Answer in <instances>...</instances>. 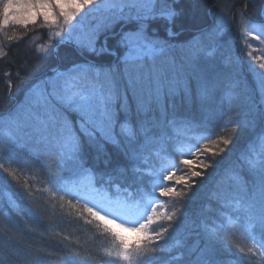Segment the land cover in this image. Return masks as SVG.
<instances>
[{"label": "snow or ice", "instance_id": "snow-or-ice-1", "mask_svg": "<svg viewBox=\"0 0 264 264\" xmlns=\"http://www.w3.org/2000/svg\"><path fill=\"white\" fill-rule=\"evenodd\" d=\"M180 3L181 0H0V28L10 24L27 26L29 22L35 23L34 17L42 15L46 24L59 26L62 22L67 26L66 31L55 33L60 37L58 45H66L74 52L116 57L114 63L101 65L71 61L66 71H56L42 81L29 119L23 124L17 122L16 132L27 127L37 144L53 149L55 168L50 169L51 181L58 190H63L68 182L88 178L87 190L78 194V198L84 200L86 207L92 205L87 212L103 222L106 232L119 242L123 251L118 255L127 264H157L154 254L168 250L160 241L167 240L170 230L175 231L176 222L184 213L171 211L167 216L158 213L156 189L160 197L175 195L183 199L188 195L196 183L194 180L179 192L174 185L165 183L173 180V168L189 164V160L180 157L197 160L201 156L210 157L208 163L199 160L201 170H192L188 176V179L201 177L203 184L207 169L216 172L221 165L216 157L233 143L223 139L225 148L219 151L205 147L216 143L219 136L212 132L206 118L198 119L190 113L199 109L201 114H210L218 97L227 102L228 110L242 108L246 102L235 91L239 83L236 69L228 70L213 63L212 51L206 45L208 38L223 35L214 9H219L221 16L227 13L216 3L202 8V0H190L192 7L187 11L176 7ZM247 7L245 4L244 9ZM186 15L188 23L178 24ZM235 17L245 34L258 31V40L264 36V20L259 25L253 23L243 9L237 10ZM182 34H186L180 44L185 55L177 64L171 53L176 47L173 41ZM110 35L114 38L111 46ZM258 68L264 70V63ZM252 71L256 72L261 94L257 116L229 123L254 128L258 119L262 130L229 167L218 173L209 198L223 209L243 214L242 227L250 243L247 249L236 247L249 264H257L253 257L264 264V71H257L255 66ZM69 111L76 116L74 122L61 118L62 112ZM177 127L182 130L179 135L171 131ZM16 132L8 135L9 153L10 145L16 143ZM157 143L161 149L154 154L163 160L161 151L166 154L170 151L176 164L142 169L140 165L147 162L146 149ZM34 158L42 160L43 152L35 151ZM3 159L0 155V160ZM0 169L15 177L4 163H0ZM145 173L154 177L151 196L135 198L128 188L124 189L128 194L123 197L113 199L109 195L113 188L120 191L119 180L129 176L139 180ZM180 182H184L183 177ZM223 215V221L214 227L202 225L206 233L203 247L199 241L192 246L189 256L197 250L199 255L188 264H232L219 258L217 244L224 251L230 250V234L236 220ZM256 224L260 228L258 234L252 231ZM126 225L141 234L134 245L118 230ZM180 243L177 239L173 246ZM5 248L8 255H0V264H13L19 253L7 245ZM183 257L180 253L171 259L180 261Z\"/></svg>", "mask_w": 264, "mask_h": 264}, {"label": "trees", "instance_id": "trees-1", "mask_svg": "<svg viewBox=\"0 0 264 264\" xmlns=\"http://www.w3.org/2000/svg\"><path fill=\"white\" fill-rule=\"evenodd\" d=\"M208 3L219 4L220 8L227 13L221 16L219 9H214L223 35L212 36L206 41L208 49L212 51L210 59L228 70L236 69L239 83L235 91L243 95L246 102L242 108L234 107L228 110L227 102L218 97L217 101L211 105L210 114H201L199 109L190 113L198 119L206 118L212 132L219 136L216 143L206 144L205 147L219 151L220 148H225L223 139L232 140L233 143L216 157L221 161L220 168L216 172L211 168L207 169L203 184H201V177L188 179V176L192 170H201L199 160L208 163L210 157L201 156L199 160L190 156L180 157L181 160H191V163L189 162L187 166L181 164L180 168H173L171 173L173 180L165 183L174 185L179 192L182 189L186 190V185H191L194 180L195 185L183 199L175 195L160 197L158 188L156 189L158 213L162 216H167L171 211H176L178 215L181 212L184 213L176 222L175 231L170 230L167 240L160 241L161 245L166 244L168 250L154 254L158 258L157 264H188L190 259H195L199 255V250L191 256H189V250L197 241L203 247L206 233L202 225L214 227L220 224L224 219L223 214H230L236 220V224L230 234L232 240L230 250L224 251L222 246L217 244L220 249L219 258L231 261L232 264H249V260L236 247L239 245L247 249L250 243L246 240L247 234L242 227L245 223L243 214L221 208L220 204L209 196L214 188V182L219 178L218 173H222L224 168L229 167L254 136L262 130L258 119L254 128L244 127L242 124L235 127L229 121L252 120L257 116L261 94L257 75L252 71V67L255 66L259 71L258 65L261 62L258 63V53L253 47V39H250V42L244 41L245 33L238 26L235 13L243 9L251 21L259 25L264 20V2L261 0H202L201 7ZM245 4L248 5L247 9H244ZM176 7H183L187 11L192 5L190 0H181ZM188 20L186 15L178 21V24H187ZM9 37L14 39L10 40ZM185 38L186 34H182L181 38L174 40L176 47L171 56L176 59L177 64L185 55L180 47ZM46 39L48 40V29L45 26L38 29L37 23L28 24L25 27L8 25L0 28V52L6 53V55H0V155L5 157L0 160V163H4L9 171L15 173V177H12L0 169V255H8L5 248L7 245L12 251L19 253V256L14 258L13 264H127V261L118 255L123 251L119 242L106 232L103 222L97 221L87 212V207L90 206L86 207L84 200L79 199L72 190L71 186L73 184L78 186L77 183H81V179L68 182L63 190H58L51 181L50 169H53L55 165L54 160L48 159L51 147H41L37 144L35 137L30 134L31 130L27 127L24 131L16 132V123L23 124L29 119L33 111L31 105L39 90L19 91L26 83L37 79L40 85L41 81L48 79L54 72L66 71V66L70 65L71 61L83 65H101L114 63L116 57H110L107 54L95 56L85 51L74 52L66 45H58V51L54 55L44 57L39 54V46ZM109 44L113 45L114 40L109 39ZM248 47H252L253 50ZM123 86L124 81L121 80V87ZM16 91L20 92L21 98L14 97L16 99L13 100L9 94ZM17 99L21 100L17 101ZM244 112L248 115H242ZM65 117L72 122L76 120L75 114L70 111L62 112L61 118ZM171 131L179 135L182 130L177 127ZM14 132L17 139L15 144L10 145L9 153L8 135ZM180 139H183V136H180ZM160 149L159 143L150 145L145 151L147 162L142 163L140 167L159 169L162 166L175 165L176 158L170 151L168 154L161 151L163 160L154 154ZM37 150L43 152L42 160L34 158V152ZM182 177L184 182H180ZM85 182H89L87 177ZM153 182L154 177L146 173L139 180L129 176L127 179L119 180V192L113 188L109 190V195L113 198L123 197L128 194L124 192V189L128 188V192L135 198H140L142 195L151 196ZM252 231L258 234L259 225L256 224ZM121 232L133 245L141 236L140 233L132 234L125 230ZM177 239L180 240V245L173 246ZM180 253L184 254L182 260L171 259ZM252 259L260 264L258 257Z\"/></svg>", "mask_w": 264, "mask_h": 264}, {"label": "rangeland", "instance_id": "rangeland-1", "mask_svg": "<svg viewBox=\"0 0 264 264\" xmlns=\"http://www.w3.org/2000/svg\"><path fill=\"white\" fill-rule=\"evenodd\" d=\"M49 16H50V21H51L52 13H49ZM34 19H35V23H37V28L38 29L42 28L43 26H45L48 29V40L46 39L44 43L40 44V46H39V54L41 56H44V57H48V56H50L52 54L54 55V53H56L58 51V41L60 39V37L56 36L55 33L59 32V31H62V30L66 31L67 30V26L63 25L62 22L59 24V26L57 24H51V23L46 24L42 15L36 16V17H34ZM86 23L94 24L95 21H86ZM28 24H34V23L29 22ZM10 26L17 27V26H24V25H11L10 24ZM118 30L119 29H117V31ZM259 34L260 33L257 32V31H253L251 35L245 34L244 41L246 40V41L250 42V39H253L252 40L253 41V47H255V52L258 53V55H257V59L259 60L258 63L259 62L264 63V36H262L261 39L258 40V39H256V36L259 35ZM109 39H113L114 40V38L111 35L109 36ZM173 43L176 45L175 41H173ZM244 45H245V43H244ZM98 47H99V44H98ZM248 48L253 50L252 47H248ZM41 49H47V51L46 52L45 51H41ZM85 52H87V51H85ZM259 71H264V70L259 69ZM35 81H37V79L26 83L19 91H22V90L26 91L28 89L32 91V90H35V89H39L38 86H42V81L40 82V85H39V81H37V82H35ZM19 94H20V92L17 93V91L14 92V93H11V95L13 96L12 99L13 100L16 99L14 97L21 98V96ZM18 100H21V99H17V101ZM40 146L44 147V145H40ZM185 151H187V148H185ZM52 152H53V149L50 148L49 152H48V159L53 161L54 158L52 157ZM189 162L191 163V160ZM53 168H55V165H53ZM80 179H81V183H77L78 186H74V184L71 186L72 190L77 195L78 194L82 195L87 190V186H88V183H89V182H85L86 181V177H81ZM113 199H115V198H113ZM89 206L91 207L92 205L89 204ZM157 207H158V203H157ZM228 215H230V214H228ZM109 218H111V217H109ZM117 223H120V221L117 220ZM111 227H114V225L111 226ZM118 230L119 231L125 230V231H128V232H131L132 234L137 233V232L131 231L130 230V226H128V225H126L125 228L118 229Z\"/></svg>", "mask_w": 264, "mask_h": 264}, {"label": "bare ground", "instance_id": "bare-ground-1", "mask_svg": "<svg viewBox=\"0 0 264 264\" xmlns=\"http://www.w3.org/2000/svg\"><path fill=\"white\" fill-rule=\"evenodd\" d=\"M10 97H13L12 95L9 94Z\"/></svg>", "mask_w": 264, "mask_h": 264}]
</instances>
